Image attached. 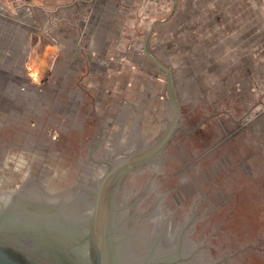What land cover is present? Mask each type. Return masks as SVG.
<instances>
[{
    "label": "rangeland",
    "instance_id": "rangeland-1",
    "mask_svg": "<svg viewBox=\"0 0 264 264\" xmlns=\"http://www.w3.org/2000/svg\"><path fill=\"white\" fill-rule=\"evenodd\" d=\"M80 2L0 0L3 206L40 183L89 204L84 188H96L106 161L147 148L171 124L167 77L141 53L151 19ZM159 40L152 50L164 61L181 57L168 65L179 128L122 178L115 247L143 264H264V33L245 37L243 61L215 41L191 54Z\"/></svg>",
    "mask_w": 264,
    "mask_h": 264
},
{
    "label": "water",
    "instance_id": "water-1",
    "mask_svg": "<svg viewBox=\"0 0 264 264\" xmlns=\"http://www.w3.org/2000/svg\"><path fill=\"white\" fill-rule=\"evenodd\" d=\"M178 1L173 0L174 9ZM167 20L153 22L145 37L144 52L147 58L166 74L169 102L173 106L171 124L162 136L147 148L131 152L117 161H106L107 168L98 180L96 188L90 191L89 188H84L92 198L91 202L87 204L82 200V204L69 205L84 206V203L85 206H91L87 209V214L84 212L83 219L67 214L61 206L51 210H37L16 197L10 205L1 207L0 264H113L111 219L116 190L122 178L131 172L130 166L143 164L158 154L179 128L181 105L175 96L174 73L149 49L154 27ZM74 195L73 198L78 197ZM145 264L174 263L171 257L167 256L155 258Z\"/></svg>",
    "mask_w": 264,
    "mask_h": 264
},
{
    "label": "crops",
    "instance_id": "crops-1",
    "mask_svg": "<svg viewBox=\"0 0 264 264\" xmlns=\"http://www.w3.org/2000/svg\"><path fill=\"white\" fill-rule=\"evenodd\" d=\"M23 1L44 4L47 7L67 6L74 3L76 4L80 1V4L91 2V4L93 3L94 5H92V8L97 4L99 5L100 12L113 13L117 11L126 18L128 16L130 17L133 11H138L143 18L151 19L146 35L153 22L168 19L166 22L157 24L154 27L149 49L156 58L165 62L167 65L172 64L173 66L177 64L179 59L181 61V57L179 59L177 58V56L179 57L180 55H173L172 63L164 61V59L159 57L158 54L152 50L154 38L160 39L159 41L161 42L163 40V42L169 44V46L171 45L169 49L172 51L189 50L191 54L192 52H198V45L199 43H204V40H206L207 43H209V41L214 43L215 41L216 44L221 43L220 45H225L224 49L228 51L231 49L230 52H236V60L239 61L242 60L240 56H242L245 51V37L250 35L260 36L264 33V0H179L175 9L173 0ZM118 1L119 5L117 3ZM185 35L190 37V39L186 41L188 46L182 43ZM210 38L212 40H209ZM144 42L145 38L141 47V53L145 55ZM210 61V64H213V58L210 57ZM152 63L156 69H158V72L161 71L166 76L164 71L154 62ZM220 64L228 66L229 59ZM239 65L238 62L237 66Z\"/></svg>",
    "mask_w": 264,
    "mask_h": 264
},
{
    "label": "bare ground",
    "instance_id": "bare-ground-1",
    "mask_svg": "<svg viewBox=\"0 0 264 264\" xmlns=\"http://www.w3.org/2000/svg\"><path fill=\"white\" fill-rule=\"evenodd\" d=\"M146 57V56H145ZM180 102V100H179ZM181 104V103H180ZM170 106V105H169ZM183 109V108H182ZM171 120V119H170ZM113 162V161H111ZM26 184L24 185V188H25V192L29 195V196H33V197H41V196H44L43 193H39L37 191L38 186L35 184V187L34 188H28V187H25ZM43 188V187H42ZM45 190V189H44ZM51 201L55 200L56 198L53 197L52 193L47 195ZM61 196H64L62 198H67L69 196H75V195H69L68 193H64L62 194ZM84 197V196H83ZM20 198V197H19ZM54 198V199H53ZM61 198V197H60ZM77 198V197H76ZM70 199V198H69ZM75 199V198H73ZM72 199V200H73ZM81 199H82V196H81ZM84 199V198H83ZM58 200V199H56ZM55 200V201H56ZM84 201V200H83ZM73 202V201H72ZM75 202V201H74ZM2 205L0 204V208L1 207H5L3 205H5L6 203L3 204V202H1ZM30 207V206H29ZM32 208L34 209H37V210H45V209H48V210H51V209H55V208H59L58 206H31ZM64 208V212H66L67 214H73V215H76V217H80L81 219L85 218V215H84V212L81 214V211L79 212V209L82 210L81 206H61ZM74 208V211L71 212L69 209H73ZM79 208V209H78ZM58 213V212H57ZM87 218V217H86ZM117 237L118 235L113 233L112 234V241L114 242L113 243V251H112V262L113 264H143L142 261L145 260V259H142V258H139V257H134V256H129V255H124V254H121L120 251H118V249L115 247V240H117ZM137 240V239H136ZM135 240V241H136ZM139 241V240H138ZM135 243V242H134ZM136 245V244H135ZM140 245V244H139ZM161 245V244H160ZM138 246V245H137ZM145 246V245H144ZM144 246H143V249H144ZM139 247V246H138ZM137 247V248H138ZM141 248V247H140ZM122 252V251H121ZM142 252V251H141ZM119 253V254H118ZM168 255V254H167ZM160 257V256H158ZM141 262V263H140ZM145 264V263H144Z\"/></svg>",
    "mask_w": 264,
    "mask_h": 264
},
{
    "label": "flooded vegetation",
    "instance_id": "flooded-vegetation-1",
    "mask_svg": "<svg viewBox=\"0 0 264 264\" xmlns=\"http://www.w3.org/2000/svg\"><path fill=\"white\" fill-rule=\"evenodd\" d=\"M28 109V108H27ZM37 185V184H36ZM38 186V188L39 189H37V191L40 193H43L44 194V196H41V197H33V196H29L26 192H25V188L24 187H22V190L20 191V190H17V192H16V190L14 191V193H15V195H14V197H16V199L17 198H19L20 197V199L21 200H24L25 202H26V205L27 206H63V204L64 205H66V206H69V205H71V204H74L72 201L74 200L73 198V200L70 198V196L69 197H67V198H58V200H50V199H48L49 197L47 196L48 194H49V192H48V187H46L45 185H42L41 183L40 184H38L37 185ZM25 187H28V185L26 184V186ZM35 187V184H33V185H31V187H28V188H34ZM43 187V188H42ZM45 189V190H44ZM13 194V193H12ZM3 196H4V194H3ZM11 198H13V196L11 197ZM70 198V199H69ZM9 198L7 197V198H3L2 199V197H0V202L2 201L3 202V204L4 203H6L7 201H9L8 200ZM15 199V200H16ZM2 205V204H1Z\"/></svg>",
    "mask_w": 264,
    "mask_h": 264
}]
</instances>
